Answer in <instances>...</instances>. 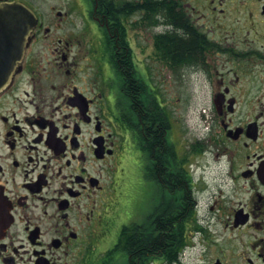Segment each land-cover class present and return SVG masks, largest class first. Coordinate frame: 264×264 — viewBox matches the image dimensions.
Wrapping results in <instances>:
<instances>
[{"label":"flooded vegetation","instance_id":"flooded-vegetation-1","mask_svg":"<svg viewBox=\"0 0 264 264\" xmlns=\"http://www.w3.org/2000/svg\"><path fill=\"white\" fill-rule=\"evenodd\" d=\"M22 1L38 21L0 89V264H264V0ZM186 76L217 191L179 175ZM179 219L187 251L162 243Z\"/></svg>","mask_w":264,"mask_h":264},{"label":"rangeland","instance_id":"rangeland-1","mask_svg":"<svg viewBox=\"0 0 264 264\" xmlns=\"http://www.w3.org/2000/svg\"><path fill=\"white\" fill-rule=\"evenodd\" d=\"M43 3V9L51 11V6L57 4L58 0H39ZM193 87L195 92H190V76L181 77L178 80V89L176 94L168 96L175 101L173 110L177 119V135L179 147V159L184 163L187 169H191L196 175L204 172L206 174V182L211 185L213 190L219 187V161L215 158L214 152H208L204 155L194 154L193 143L205 140L206 123L203 120L202 106L207 94L203 86L202 80L194 81ZM207 144V141H204ZM204 145V144H203ZM190 149V154L188 150ZM190 157V158H189ZM189 158V159H188ZM189 160V161H188ZM203 182L202 184H207ZM153 189H147L142 186H136L132 190L131 195V217L142 219L144 211L148 210L152 203ZM190 228H188V231ZM187 231V236H188ZM187 242H190L189 237Z\"/></svg>","mask_w":264,"mask_h":264},{"label":"water","instance_id":"water-1","mask_svg":"<svg viewBox=\"0 0 264 264\" xmlns=\"http://www.w3.org/2000/svg\"><path fill=\"white\" fill-rule=\"evenodd\" d=\"M36 13L21 0H0V89L6 86L21 61Z\"/></svg>","mask_w":264,"mask_h":264},{"label":"trees","instance_id":"trees-1","mask_svg":"<svg viewBox=\"0 0 264 264\" xmlns=\"http://www.w3.org/2000/svg\"><path fill=\"white\" fill-rule=\"evenodd\" d=\"M192 145H193L194 151L202 150V148L199 147L200 144L198 141L193 143ZM182 174H183L182 162L179 159V175L181 176ZM178 203L179 204L182 203L181 197L179 198ZM180 210H181L180 205H178L179 213H180ZM181 215L182 214L180 213L179 216H181ZM162 226H163L164 230H168V233H166L162 239L163 246H165V245L176 246L180 250L182 247H184L187 244V239L185 237V232L187 231V223L184 219L178 220L177 225L174 227L173 231H171L169 228L171 226V224L164 222L162 224ZM136 229H137L136 224H132V230H136ZM131 242H132L131 245H133L134 238H131ZM146 242H147V246H151V245L155 246L154 237L147 238ZM150 242H152L153 244H150ZM173 242H174V244H173ZM134 246H139V244L138 243L134 244L133 247Z\"/></svg>","mask_w":264,"mask_h":264}]
</instances>
